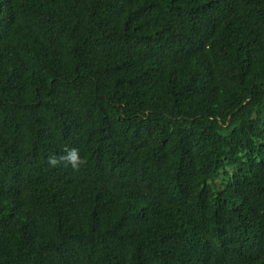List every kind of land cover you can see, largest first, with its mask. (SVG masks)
I'll return each mask as SVG.
<instances>
[{
    "label": "trees",
    "instance_id": "obj_1",
    "mask_svg": "<svg viewBox=\"0 0 264 264\" xmlns=\"http://www.w3.org/2000/svg\"><path fill=\"white\" fill-rule=\"evenodd\" d=\"M0 264H264V0H0Z\"/></svg>",
    "mask_w": 264,
    "mask_h": 264
},
{
    "label": "clouds",
    "instance_id": "obj_2",
    "mask_svg": "<svg viewBox=\"0 0 264 264\" xmlns=\"http://www.w3.org/2000/svg\"><path fill=\"white\" fill-rule=\"evenodd\" d=\"M63 155H49L47 158V164L50 168H57L61 164L64 167H71L73 172H79L86 164L87 159L82 158L78 148H70L65 146L63 149Z\"/></svg>",
    "mask_w": 264,
    "mask_h": 264
}]
</instances>
